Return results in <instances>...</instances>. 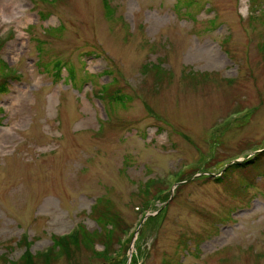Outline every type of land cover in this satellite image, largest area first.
I'll use <instances>...</instances> for the list:
<instances>
[{
	"label": "rangeland",
	"instance_id": "374dc122",
	"mask_svg": "<svg viewBox=\"0 0 264 264\" xmlns=\"http://www.w3.org/2000/svg\"><path fill=\"white\" fill-rule=\"evenodd\" d=\"M21 3L0 264H264V0Z\"/></svg>",
	"mask_w": 264,
	"mask_h": 264
},
{
	"label": "trees",
	"instance_id": "16d2710c",
	"mask_svg": "<svg viewBox=\"0 0 264 264\" xmlns=\"http://www.w3.org/2000/svg\"><path fill=\"white\" fill-rule=\"evenodd\" d=\"M59 65V64H58ZM58 73H60V69H59V71H58ZM72 74V72H70V75ZM59 76V75H58ZM72 76H73V74H72ZM10 78V76H9V74H7L6 76H5V80L6 81H8V79ZM106 88V87H105ZM104 88V90H103V92H102V94H101V97L102 98H105V96L104 95H109V93H105L104 94V91H107V89H105ZM7 90V87H6V82H5V84L2 86V87H0V91H6ZM112 99L114 98V99H121L122 97L121 96H118V97H116V96H114V95H111L110 96ZM262 160H263V158L261 157V154H258V155H256L254 158H252V159H250V160H248V161H246V162H244V163H234V165H231V167L233 166V167H237V166H246L247 164L249 165V164H251L252 166H254V167H261V162H262ZM74 233H71L70 234V236H62L61 237V239L59 240V242H57V245H60V244H65V246L66 247H68V245H69V243L70 242H72V241H78V236L79 235H76L75 237H73L74 235H73ZM69 237H72V238H69ZM67 238V239H66ZM45 257H46V259H49L50 258V256H51V252L49 253V254H47V252H45ZM31 256H32V254H28L27 255V257L28 258H31ZM45 259V260H46Z\"/></svg>",
	"mask_w": 264,
	"mask_h": 264
},
{
	"label": "clouds",
	"instance_id": "9594fccd",
	"mask_svg": "<svg viewBox=\"0 0 264 264\" xmlns=\"http://www.w3.org/2000/svg\"><path fill=\"white\" fill-rule=\"evenodd\" d=\"M23 12L21 0H17L16 7L9 9L7 12L4 7H0V24L11 25L15 20L24 18ZM3 34V32H0V35Z\"/></svg>",
	"mask_w": 264,
	"mask_h": 264
},
{
	"label": "bare ground",
	"instance_id": "6f19581e",
	"mask_svg": "<svg viewBox=\"0 0 264 264\" xmlns=\"http://www.w3.org/2000/svg\"><path fill=\"white\" fill-rule=\"evenodd\" d=\"M3 143V140H0V145Z\"/></svg>",
	"mask_w": 264,
	"mask_h": 264
}]
</instances>
